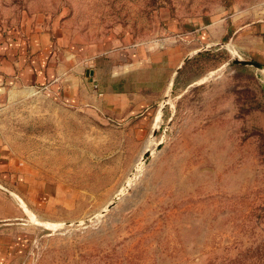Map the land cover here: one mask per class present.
<instances>
[{
  "label": "rangeland",
  "instance_id": "374dc122",
  "mask_svg": "<svg viewBox=\"0 0 264 264\" xmlns=\"http://www.w3.org/2000/svg\"><path fill=\"white\" fill-rule=\"evenodd\" d=\"M31 30L103 53L132 39L136 71L105 53L116 80L97 81L154 100L129 116L0 101L40 220L5 237L9 264H264V70L234 63L264 67V0H0V34ZM172 45L168 70L140 64Z\"/></svg>",
  "mask_w": 264,
  "mask_h": 264
},
{
  "label": "crops",
  "instance_id": "0c3cea01",
  "mask_svg": "<svg viewBox=\"0 0 264 264\" xmlns=\"http://www.w3.org/2000/svg\"><path fill=\"white\" fill-rule=\"evenodd\" d=\"M257 40V43L262 44L258 47L257 55L264 59V39ZM136 45L132 39L123 38L116 40L110 45L109 51L103 53L98 47L71 45L67 37L56 30L1 33L0 101L42 95L67 107L96 110L108 115L127 112L129 116L130 113L147 111L154 100L150 92L124 87L122 93H117L110 88H103V82L97 81L105 73L108 74L109 82L116 80L113 74L118 63L115 60L103 63L97 61L105 53L114 59L119 56L127 58V68L130 69L132 63L135 72ZM145 53L142 55L145 60L140 62L144 69L149 66L151 70L166 71L176 62L179 47H164L153 62L151 54ZM130 57L131 61L128 60ZM104 65L108 67L105 69ZM132 73L127 72L129 76ZM127 78L125 80L129 81ZM166 78L165 75L164 88ZM163 91L159 89L157 93L163 94ZM26 176L21 159L0 133V264L10 263L5 237L12 235L13 227L40 221L31 209V201L25 197H30V189L21 188V183L27 181Z\"/></svg>",
  "mask_w": 264,
  "mask_h": 264
},
{
  "label": "water",
  "instance_id": "95a60500",
  "mask_svg": "<svg viewBox=\"0 0 264 264\" xmlns=\"http://www.w3.org/2000/svg\"><path fill=\"white\" fill-rule=\"evenodd\" d=\"M198 52H200V50H197V51H195V52H193V54H196V53H198ZM189 56H187L184 60H183V62H185V60L188 58ZM234 63L235 64H238V65H242V66H251V67H254V68H256V69H258V70H264V67L263 66H261V65H259V64H257V63H255V62H253V61H249V60H239V59H235L234 60ZM90 75H92V72H90ZM167 101V95L165 96V98H164V100H163V102L165 103ZM149 156V154H145L144 155V157H143V159L144 158H146V157H148ZM50 226V228L52 227H54L53 225H49Z\"/></svg>",
  "mask_w": 264,
  "mask_h": 264
}]
</instances>
